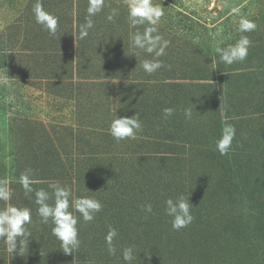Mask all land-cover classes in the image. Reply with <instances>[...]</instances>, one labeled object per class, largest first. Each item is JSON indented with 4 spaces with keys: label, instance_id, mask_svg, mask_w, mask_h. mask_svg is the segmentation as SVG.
<instances>
[{
    "label": "rangeland",
    "instance_id": "374dc122",
    "mask_svg": "<svg viewBox=\"0 0 264 264\" xmlns=\"http://www.w3.org/2000/svg\"><path fill=\"white\" fill-rule=\"evenodd\" d=\"M41 2L60 18L56 37L36 24V0H0V182L13 191L0 209L29 207L33 219L28 252L11 255L0 241V264H122L107 251L109 227L118 231L117 256L135 246L132 264H264V238L255 233L264 220V0H153L170 44L165 67L151 75L141 62L152 57L131 46L130 0H105L84 40L88 0ZM111 8L119 14L109 22ZM233 8L257 28L243 33L248 58L227 65L216 48L241 35ZM167 107L176 111L165 119ZM136 113L143 130L117 143L112 120ZM224 121L237 131L221 156ZM93 128L100 134L90 136ZM29 168L34 189L51 193L59 182L73 199L102 203L89 223L73 212L81 240L73 254L62 251L51 222H40L35 192L25 195L19 177ZM181 194L194 220L175 231L164 201ZM148 203L151 214L141 208Z\"/></svg>",
    "mask_w": 264,
    "mask_h": 264
},
{
    "label": "clouds",
    "instance_id": "9594fccd",
    "mask_svg": "<svg viewBox=\"0 0 264 264\" xmlns=\"http://www.w3.org/2000/svg\"><path fill=\"white\" fill-rule=\"evenodd\" d=\"M106 6L105 0H88L86 16L84 22L79 26V38L86 39L90 30L95 28V20L97 14L101 13ZM36 24L51 36L56 37L59 29V16H56L44 9L41 0H36L32 9ZM232 13L240 15L239 10L232 9ZM119 14V8H111L106 19L109 22ZM164 15V9L161 5L154 4L153 0H130L127 5V17L130 27L137 29L130 37L131 46L135 50L151 56V59H144L141 62L143 71L149 75L158 72L165 67L164 61L160 57L165 55L166 49L169 47L170 40L166 39L159 32L158 24ZM143 31L138 26H145ZM257 24L243 15H240L237 32L241 33L239 39L234 44H227L220 47L223 41H218L216 53L219 62L232 65L233 63L243 62L248 58L251 40L243 33L255 31ZM223 28H218L214 34L216 37L221 36ZM139 54V53H137ZM135 56V55H134ZM212 62L213 59H212ZM175 108L167 107L163 109L165 119L171 117ZM193 109L184 110L185 117L191 119ZM143 130L142 121L139 113L132 117L115 118L112 120L109 128L110 135L117 142L124 140L136 139L137 134ZM235 125L224 121L222 123L220 137L215 142V149L221 156H226L232 150V144L236 138ZM33 169H26L21 173L19 182L24 189L25 195L29 198L30 194L35 192V204L38 205L36 214L40 217L43 224L53 225L52 235L60 241V247L65 254H73L80 248L81 240L79 239L78 217L73 214L77 212L85 223L92 222L96 214L100 213L103 205L99 200L89 197L72 198V191L67 186L61 185L59 182L51 183L48 187L52 190L34 189L32 187ZM13 191L7 186L6 182H0V201L8 202L11 200ZM54 203L50 204L49 200ZM164 213L171 217V226L175 231H179L188 227L194 220L192 215L193 205L189 202V198H185L183 194L178 195L175 199L168 197L164 201ZM146 213H153V207L150 203L141 205ZM33 223L32 209L29 207L6 206L0 209V241L6 245L8 253L24 256L28 252V245L31 238L29 225ZM118 231L114 227H109L105 236V243L109 255L115 256L122 264H132L137 259L138 253L135 246H128L122 249L117 256V247L113 241L117 238Z\"/></svg>",
    "mask_w": 264,
    "mask_h": 264
},
{
    "label": "trees",
    "instance_id": "16d2710c",
    "mask_svg": "<svg viewBox=\"0 0 264 264\" xmlns=\"http://www.w3.org/2000/svg\"><path fill=\"white\" fill-rule=\"evenodd\" d=\"M163 69V68H162ZM184 76H185V78H188V76H187V74L186 73H184ZM187 76V77H186ZM208 84H210L211 85V83H208ZM206 85V84H205ZM92 133H90L89 132V134H90V136H95V134H100L99 132H97L96 130H94V128L92 129ZM83 155H85V153H82ZM85 159V158H84ZM257 227H259V225L257 226ZM255 233L257 234V235H259V237H258V240H260L261 239V236L264 238V220H261V223H260V228L259 229H257L256 231H255ZM256 236V235H255ZM148 239V238H147ZM146 239V240H147ZM146 240L144 241V245L146 246V244L149 242V246H150V244H151V242L149 241V240H147V242H146ZM253 243H254V241H252V246H251V248H253L254 249V247H253ZM90 261V260H89ZM85 264H87V263H85ZM88 264H93V263H88Z\"/></svg>",
    "mask_w": 264,
    "mask_h": 264
}]
</instances>
